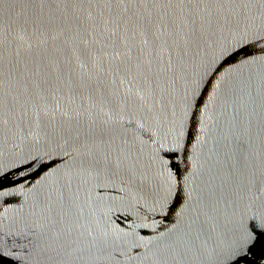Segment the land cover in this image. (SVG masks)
<instances>
[{
  "label": "water",
  "instance_id": "95a60500",
  "mask_svg": "<svg viewBox=\"0 0 264 264\" xmlns=\"http://www.w3.org/2000/svg\"><path fill=\"white\" fill-rule=\"evenodd\" d=\"M0 264H264V0H0Z\"/></svg>",
  "mask_w": 264,
  "mask_h": 264
}]
</instances>
